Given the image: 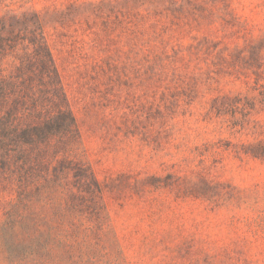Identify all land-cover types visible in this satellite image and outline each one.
Here are the masks:
<instances>
[{"label": "rangeland", "instance_id": "374dc122", "mask_svg": "<svg viewBox=\"0 0 264 264\" xmlns=\"http://www.w3.org/2000/svg\"><path fill=\"white\" fill-rule=\"evenodd\" d=\"M0 264H264V0H0Z\"/></svg>", "mask_w": 264, "mask_h": 264}]
</instances>
